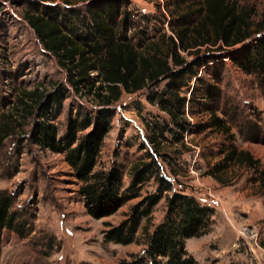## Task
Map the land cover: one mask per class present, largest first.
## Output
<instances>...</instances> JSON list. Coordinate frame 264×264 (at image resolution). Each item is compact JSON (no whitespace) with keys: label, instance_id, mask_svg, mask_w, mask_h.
I'll list each match as a JSON object with an SVG mask.
<instances>
[{"label":"rangeland","instance_id":"1","mask_svg":"<svg viewBox=\"0 0 264 264\" xmlns=\"http://www.w3.org/2000/svg\"><path fill=\"white\" fill-rule=\"evenodd\" d=\"M91 1L0 0V114L11 111L21 123L15 128L16 135L0 147V192L11 197L10 210L15 211L21 230L19 234L0 229V264H115L128 259L129 253L142 252L144 238L139 231L134 241L125 245L104 241L101 232L123 219L140 196L155 190L154 178L146 177L139 197L127 200L110 215L93 218L84 211L78 182L63 155L28 142L33 117L19 118L18 112L11 110L21 89L38 86L51 92L60 86L65 96L46 112L47 122L54 125L59 136L69 117L93 114L99 108L89 93L73 90L65 70L43 50L22 18L23 11L41 4L75 10L79 16ZM196 1L122 0L114 21L118 24L125 15L129 27L123 31L117 25L115 33L136 46L159 33L170 34L169 26L193 21L194 14L185 16L183 8ZM234 1L249 8L252 22L264 27V0ZM71 25L79 33L86 30L74 18ZM203 52L201 55H206ZM181 55L190 64L175 82H180L178 93L191 98L188 107L184 105L192 124L190 131H184L182 141L174 143L163 124L167 122L172 131L176 126L145 100L151 91L123 93L108 107L111 114L98 166L115 163L124 188L129 183V166L148 160L145 154L149 152L162 175L170 181L175 175L177 181L172 182L170 191L184 189L210 209L200 226L204 232L183 241V248L197 264H264V82L254 71L233 64L225 53H213L220 62L212 65H206L204 59L196 62L194 55ZM155 88L162 94L164 82ZM211 111L228 126V135L210 125ZM40 114L36 115L38 120ZM152 126L158 137L152 136ZM148 138L154 139L161 157L157 158ZM231 146L248 150L257 163L247 166L224 162L223 154ZM164 213L161 197L150 209V228L162 220ZM158 264L164 263L161 260Z\"/></svg>","mask_w":264,"mask_h":264},{"label":"trees","instance_id":"2","mask_svg":"<svg viewBox=\"0 0 264 264\" xmlns=\"http://www.w3.org/2000/svg\"><path fill=\"white\" fill-rule=\"evenodd\" d=\"M121 3L122 0H93L79 16L75 10L64 11L46 4L23 11L22 18L34 31L43 50L65 70L73 90L89 93L99 108L93 114L84 112L77 113L75 118L69 117L59 136L54 125L47 122L46 112L52 104H60L65 96L60 86L51 92L38 86L31 90L21 89L11 110L18 112L19 118L33 117L26 136L28 142L63 155L78 182L77 192L84 211L93 218L110 215L127 200L139 197L146 177L154 178L155 190L140 196L123 219L101 232L104 241L122 245L133 242L137 231L144 238L142 252L129 253L128 259L122 258L115 264H158L161 260L164 264H197L183 248V241L204 232L200 226L210 209L184 193V189L170 191L172 182L177 181L175 175L173 181L162 175L149 152L145 154L148 160H139L129 166V183L124 188L115 163L98 166V154L111 114L108 107L118 102L123 93L149 90L151 94L147 93L145 100L165 113L177 130L168 128L167 122L163 129L172 134L174 143L181 142L182 133H188L192 126L187 112L184 113V105L188 107L191 98L180 95V82H175L190 64L181 52L194 55L196 62L204 59L206 65L220 62L213 53H225L233 64L254 71L264 82V27L252 22L251 10L234 0H197L183 8L187 12L185 16L194 14L193 21L171 25L170 34L159 33L154 39L136 46L125 36L115 33L117 25L123 31L129 27L125 15L115 24ZM71 18L86 30L77 32L71 25ZM160 82L165 84L162 94L155 88ZM10 112L0 114V147L8 137L16 135L15 128L21 125ZM38 112L41 120L37 119ZM209 117L214 129L228 135V126L214 112L211 111ZM152 128V136L158 137L159 133L154 126ZM78 131L82 132L78 134ZM148 140L157 158L161 157L154 139ZM222 159L235 165L257 163L248 150L233 146L225 150ZM161 197L165 201L164 217L150 228V209ZM10 206L11 197L0 192V229L4 227L20 234L16 213ZM141 219L143 224H140Z\"/></svg>","mask_w":264,"mask_h":264},{"label":"built area","instance_id":"3","mask_svg":"<svg viewBox=\"0 0 264 264\" xmlns=\"http://www.w3.org/2000/svg\"><path fill=\"white\" fill-rule=\"evenodd\" d=\"M94 74V72H90V75H93Z\"/></svg>","mask_w":264,"mask_h":264}]
</instances>
